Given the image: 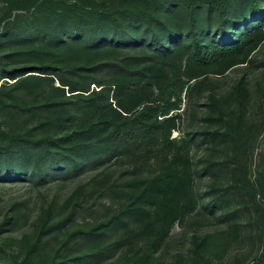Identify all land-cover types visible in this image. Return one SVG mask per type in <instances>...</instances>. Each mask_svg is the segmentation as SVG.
Returning <instances> with one entry per match:
<instances>
[{"label":"trees","instance_id":"trees-1","mask_svg":"<svg viewBox=\"0 0 264 264\" xmlns=\"http://www.w3.org/2000/svg\"><path fill=\"white\" fill-rule=\"evenodd\" d=\"M241 1L145 0L115 12L114 7L66 9L59 14L62 25L41 32L49 46L63 45L68 54L74 51L72 56L87 59L79 62L70 57L65 73L55 79L58 85L48 76L57 67L41 62L38 67L6 69L4 64L16 53L4 55L3 77L15 81L8 93L4 92L6 83L0 85V113H12L18 119L26 113L23 119H29L44 135L22 145H0V163L11 161L19 172L27 169L37 176L72 170L101 156L114 159L116 169L108 178L98 174L73 193L76 202L67 217L73 219L83 211V218L102 220L87 233L100 243L90 255H84L86 262L89 256L102 262L134 243H162L177 221L196 210L191 142L173 137V132L180 127L181 95L187 92L189 82L204 76L205 67L214 58L223 63L221 72L245 62L264 39V19L248 28ZM244 1L252 14L253 10L264 13V1ZM176 9L187 14L188 21H183L188 27L186 41L167 22ZM156 15L162 21L155 20ZM211 17L222 35L231 33L236 24L246 28L235 41L205 45L200 30ZM155 24H160L164 33ZM76 44L82 48L75 49ZM97 49L109 56L90 60ZM121 49L126 51L114 53ZM44 82L50 89L46 93L38 90ZM20 89L23 91L18 92ZM5 97L12 103L7 104ZM20 102L25 104L13 110ZM78 119L71 129L70 122ZM249 129L263 131L264 119ZM61 144L69 150L66 155L53 149ZM11 147L16 153H9ZM241 158L234 164L237 170L243 168ZM89 185L86 196H91L87 199L90 203L84 206L80 194ZM73 261L80 263L81 257Z\"/></svg>","mask_w":264,"mask_h":264},{"label":"rangeland","instance_id":"rangeland-1","mask_svg":"<svg viewBox=\"0 0 264 264\" xmlns=\"http://www.w3.org/2000/svg\"><path fill=\"white\" fill-rule=\"evenodd\" d=\"M136 1L145 0H0V85L6 83L8 87L4 92L8 93L15 81L2 74L1 63L7 53L16 54L4 64L6 69L38 67L41 62L57 67L48 75L56 85L55 79L65 73L64 65L70 57L79 62L87 59L72 56L73 50L68 54L63 45H48L41 31L62 25L60 12L71 8L83 11V7H114L115 12ZM241 3L248 28L264 19L263 12L253 10L252 14L251 7L246 6L248 2ZM157 19L161 17L156 15ZM167 19L172 31L186 41L187 14L176 9ZM235 21L241 23L240 19ZM240 25L243 24H236L231 33L222 35L215 17H211L201 27L200 40L205 45L235 41L246 28ZM155 26L164 33L160 24ZM77 48L82 47L76 44ZM125 51L114 53L121 55ZM92 53V61L109 56L104 50ZM222 67L219 59H212L205 67L206 74L190 81L187 92L181 95L182 119L173 137H185L191 142L193 189L198 204L195 211L173 225L164 242L134 243L102 262L94 261L92 256L86 262L84 255H90L100 243L89 238L91 235L87 237V233L102 220L83 218V211L75 213L73 219L67 217L76 202L73 193L98 174L108 178L116 169L114 159L101 156L72 170L37 176L27 169L19 172L8 161L0 163V264H264V130L249 129L252 123L264 119V39L245 62L224 72ZM38 90L50 91L45 82ZM5 99L7 104L12 103ZM42 99L41 96L39 100ZM24 104L20 102L12 109ZM7 113H0L1 146L9 142L22 145L44 135L41 129L33 128L29 119H23L26 113L19 119ZM78 121L70 122L71 129ZM63 146L53 149L66 155L69 150ZM9 153H16V148L11 147ZM240 156L243 168L237 170L234 164ZM90 186L80 194L84 206L90 203L87 199L91 196H86ZM77 257H81L80 263L73 261Z\"/></svg>","mask_w":264,"mask_h":264}]
</instances>
